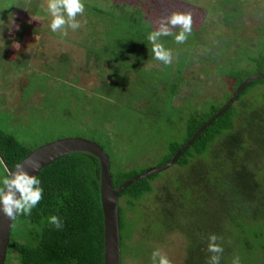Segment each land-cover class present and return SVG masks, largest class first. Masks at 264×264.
<instances>
[{
  "label": "trees",
  "instance_id": "1",
  "mask_svg": "<svg viewBox=\"0 0 264 264\" xmlns=\"http://www.w3.org/2000/svg\"><path fill=\"white\" fill-rule=\"evenodd\" d=\"M219 1L214 15H220L223 31L228 33L224 35L220 52L213 53L212 70L229 80L231 91L221 98H225L223 100L218 97L201 103L193 102L191 96L185 95L183 101H187L188 106L182 105L184 115L181 122L175 125L181 126L179 130L184 136L182 140H169L164 164L227 105L232 93L245 79L255 73H264V36L256 45H251L249 38L240 37L246 29L248 0ZM124 10L118 11L124 13ZM143 10L135 9L133 16H137L138 21L136 18L133 21L146 20ZM206 12L212 13L211 8L208 7ZM147 22L153 21L147 19ZM158 24L159 21L155 26ZM198 26H193L190 35L199 37L207 30L204 20ZM139 27L143 33H135L138 42L131 41V46L121 51L123 56L130 53L132 46L139 48L138 52L144 51L142 57L147 51L151 52L145 30L152 27ZM161 39L174 52L178 50L183 54L181 61L186 59V65L182 66L184 69L174 75L167 73L170 78L165 80L170 87L166 98L171 97L177 106L181 101L179 95L186 86L195 90L199 83L205 85L206 81L200 80L199 73L203 72L205 77L211 74V68L197 73L196 68L194 72L190 67L191 73L186 71L193 62H197L192 59V54L207 43L201 44L199 39L196 47H189L190 41L187 40L176 44L173 37ZM145 61L148 63L147 58ZM258 85L264 86V79L246 87L236 100L239 104L235 102L182 153L174 164L179 166V172L172 181L158 179L160 172L133 183L121 193L119 209L123 264L129 261L128 256L131 261L140 258L142 264H148L150 259L145 249L126 253L128 245H132L123 234L129 211L134 213L138 224L143 226L144 223L145 230L149 229L145 223L153 218L161 221L165 234L177 231L183 234L185 246L180 264H207L211 255L207 251L210 233L221 238L218 242L222 243L224 252L220 264H231L235 255L240 256L242 264H264V90L255 94L258 97L254 95L249 100H242L250 89ZM200 90H195L196 97ZM34 150L21 143L15 135L0 129V152L10 168L14 169ZM144 172L126 171L116 175L112 172L114 185L118 188ZM6 173H9L8 169L0 156V177ZM38 178L44 188L43 199L31 215L21 216L14 222L21 231L18 235L12 230L6 264H11L13 257L19 264H105L98 158L87 152L72 153L45 167ZM159 180L162 182L158 183ZM147 198L151 199L152 206L143 207ZM53 214L64 221L62 228L56 229L49 224L48 218ZM146 240L145 235L141 243L135 242L136 246H149Z\"/></svg>",
  "mask_w": 264,
  "mask_h": 264
},
{
  "label": "rangeland",
  "instance_id": "2",
  "mask_svg": "<svg viewBox=\"0 0 264 264\" xmlns=\"http://www.w3.org/2000/svg\"><path fill=\"white\" fill-rule=\"evenodd\" d=\"M84 2L85 12L77 17L82 27L75 32L69 29L67 36H61L48 27L51 17L45 13L47 0H0V129L15 135L32 149L64 138L96 141L110 155L115 175L158 168L165 163L169 140L183 139L181 126L175 125L184 115L182 105L188 106L187 101H183L185 95L201 103L221 99L231 91L229 80L212 70L213 53L220 52L224 35L228 33L223 31L220 15H214L220 1ZM137 7L146 13V20L138 23L137 16H133ZM208 7L212 10L210 14L206 12ZM123 9H126L124 13L118 11ZM176 10L190 12L193 26H200L204 20L207 29L199 37L188 36L189 47H196L199 39L201 44H207L192 54L197 62L187 67V73H191L190 67L194 72L196 68L197 73L211 68L208 77L199 73L200 80L206 81L204 86L199 83L195 89L203 86L199 95L196 97V91L186 86L177 106L171 97L166 98L170 87L165 80L170 78L167 73L174 75L186 65V59H180L183 54L173 51V63L165 68L162 62L151 59L149 51L142 57L144 51L138 52L139 48L132 46L127 55L121 53L131 46V41L138 42L135 33H143L139 26L153 27ZM245 10L246 29L240 37L249 38V43L256 45L264 36V0H248ZM134 18L137 21H133ZM263 90L264 86L258 85L242 100H249ZM178 172L179 166L174 165L160 173L158 179L172 181ZM160 180L157 182H162ZM150 200L147 198L143 207L152 206ZM126 217L123 234L132 244L128 245L127 254L145 249L150 256L153 248L158 247L173 264L183 261L185 239L181 232L165 234L161 221L153 218L145 223L149 225L145 230L144 223L143 226L138 224L134 213L129 211ZM196 220L195 216V223ZM20 231L15 223L14 234L20 235ZM145 235L149 246H136ZM128 260L126 264H142L140 258L131 261L128 256ZM11 264L19 262L13 257ZM148 264H151L150 259Z\"/></svg>",
  "mask_w": 264,
  "mask_h": 264
},
{
  "label": "clouds",
  "instance_id": "3",
  "mask_svg": "<svg viewBox=\"0 0 264 264\" xmlns=\"http://www.w3.org/2000/svg\"><path fill=\"white\" fill-rule=\"evenodd\" d=\"M84 12V0H47L45 8V13L51 17L48 27L51 32L59 33L61 36H67L69 29L75 32L82 27V22L77 17L82 16ZM192 30L190 12L176 10L162 17L159 24L153 26L146 37L151 44L153 58L164 65H171L174 60L173 50L167 47L161 38L171 36L176 44H183ZM43 193L44 188L38 176L24 170L23 164H17L14 171L0 177V213L10 222L21 216H29L43 199ZM48 222L56 229L62 228L64 224L61 217L56 214L50 215ZM220 239L215 233L208 235L207 251L211 255L207 258V264H220L221 254L224 252L222 243L218 242ZM150 261L151 264H173L169 256L158 247L151 251ZM231 264H242L240 256H233Z\"/></svg>",
  "mask_w": 264,
  "mask_h": 264
},
{
  "label": "water",
  "instance_id": "4",
  "mask_svg": "<svg viewBox=\"0 0 264 264\" xmlns=\"http://www.w3.org/2000/svg\"><path fill=\"white\" fill-rule=\"evenodd\" d=\"M260 79H264V73H255L245 79L232 93L227 105L211 120L205 123L169 162L133 177L118 188L115 187L112 177V161L110 155L96 141L82 137L64 138L49 142L31 152L19 164H23L24 170H27L30 174L38 176L45 167L72 153L87 152L97 157L101 168L100 191L104 215V261L105 264H123L119 209L121 193L133 183L150 175L163 172L176 164L182 153L191 146L217 118L222 116L234 105L245 88L252 82ZM0 156L8 172L14 171L16 167L14 169L10 168L5 162L1 152ZM33 168L37 170H33ZM14 222L15 221L10 222L6 216L0 213V264H6Z\"/></svg>",
  "mask_w": 264,
  "mask_h": 264
},
{
  "label": "crops",
  "instance_id": "5",
  "mask_svg": "<svg viewBox=\"0 0 264 264\" xmlns=\"http://www.w3.org/2000/svg\"><path fill=\"white\" fill-rule=\"evenodd\" d=\"M3 58V57H2ZM1 62V61H0ZM0 66H1V63H0Z\"/></svg>",
  "mask_w": 264,
  "mask_h": 264
},
{
  "label": "flooded vegetation",
  "instance_id": "6",
  "mask_svg": "<svg viewBox=\"0 0 264 264\" xmlns=\"http://www.w3.org/2000/svg\"><path fill=\"white\" fill-rule=\"evenodd\" d=\"M1 67V66H0Z\"/></svg>",
  "mask_w": 264,
  "mask_h": 264
}]
</instances>
